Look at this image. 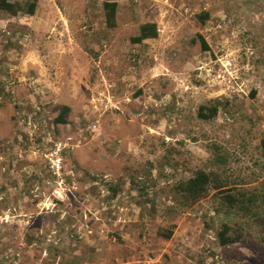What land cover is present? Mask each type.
<instances>
[{
    "label": "rangeland",
    "instance_id": "rangeland-1",
    "mask_svg": "<svg viewBox=\"0 0 264 264\" xmlns=\"http://www.w3.org/2000/svg\"><path fill=\"white\" fill-rule=\"evenodd\" d=\"M144 23L156 40L133 44ZM78 61L90 84L70 77ZM200 106L217 114L201 120ZM222 159L231 180L264 176V0H37L32 16L0 14V264H56L62 250L92 264L110 244L109 264H264L261 234L237 221L220 247L218 195L173 201L177 181Z\"/></svg>",
    "mask_w": 264,
    "mask_h": 264
},
{
    "label": "trees",
    "instance_id": "trees-1",
    "mask_svg": "<svg viewBox=\"0 0 264 264\" xmlns=\"http://www.w3.org/2000/svg\"><path fill=\"white\" fill-rule=\"evenodd\" d=\"M37 0H0V14L15 16L17 14L32 16L35 13ZM116 2H104L102 10L105 16L106 27L111 29L115 26ZM209 15L204 13L199 15L201 22L207 20ZM157 37V27L154 23H144L139 28L137 36L130 38L133 44H140L147 39ZM203 49L206 50L205 44ZM67 108L55 119V123H64L63 118ZM217 109L215 107L205 108L200 106L197 116L201 120H209L215 117ZM218 149L215 145L213 150ZM216 157V156H215ZM212 166L209 170L196 169L187 180L177 181L171 187L172 198L177 209H189L202 201L210 192L218 195L223 201L225 221L220 225L216 237L220 247L230 246L238 241L240 234L234 236L235 228L233 223L239 222V229L244 230L248 237L252 234V229L256 235L260 233L261 249L264 250V176L259 180L254 178L253 183H246L243 180H231L227 175L226 160H209ZM264 172V165L262 166ZM242 184H244L242 186ZM246 185V186H245ZM116 192V188L112 189ZM143 194L147 188H141ZM218 211L215 212V215ZM240 219L242 222L240 223ZM165 240L172 237V231L158 234Z\"/></svg>",
    "mask_w": 264,
    "mask_h": 264
},
{
    "label": "crops",
    "instance_id": "crops-1",
    "mask_svg": "<svg viewBox=\"0 0 264 264\" xmlns=\"http://www.w3.org/2000/svg\"><path fill=\"white\" fill-rule=\"evenodd\" d=\"M117 4V3H116ZM155 24V23H154ZM106 25V24H105ZM116 27V18H115V26L113 27V28H111V29H114ZM140 28V27H139ZM116 31H118V29H116ZM138 33H139V31H138ZM138 35V34H137ZM137 35H135V36H137ZM134 36V37H135ZM156 39H147V40H145V44H148V43H152L153 41H155ZM152 41V42H151ZM138 45V44H137ZM66 58H68V57H66ZM71 57H69L68 58V60L70 59ZM73 59H76V57H73ZM86 63L87 64H89L87 61H86ZM70 68H71V74L72 75H70V77H72L73 78V80H75V79H78V78H80V79H82L83 81H84V83H86V84H90L93 80H94V78H95V73L93 72V71H91L90 70V68H88V70H86L85 69V66L84 65H82V63L80 62V61H78V62H76V63H70ZM93 68V67H92ZM67 69L70 71V69L67 67ZM68 76V74L66 75V77ZM87 81V82H86ZM68 94H71V92L69 91L68 92ZM62 95V94H61ZM82 95V94H81ZM78 97H79V94H78V96H75V98H77L78 99ZM133 194V193H132ZM154 205L155 204H157V201H155V203H153ZM132 209V208H131ZM126 213H127V209L126 208H124L123 209ZM142 211V209H141V206H139L138 205V211ZM137 212V211H136ZM139 217L141 218V215H139ZM123 219V222H125V223H132L133 221H134V219H135V217H134V219H130V218H128V217H123L122 218ZM117 225V224H116ZM130 226H133V225H127V226H120L119 228L121 229V232H120V234H122V235H124V238H129V235H127L126 234V227H130ZM132 234V233H131ZM138 235V237H140V234H139V232L137 233ZM147 237H149V235L148 236H145V238H147ZM128 241H130V240H128ZM113 242V241H112ZM145 242V241H144ZM127 246H128V244H127ZM129 247V246H128ZM109 248V250L108 251H106V249H105V247L103 248V250H101L100 248H98L96 251H100V252H110V253H108L107 254V257H104V255L102 254V255H99V256H96L95 255V257H94V259H93V262H92V264H109V262H111L110 261V258L113 256V255H116V253H115V249H116V247L115 246H113L112 244H110V246L108 247ZM69 250V249H68ZM125 252L126 253H130V252H128V250H125ZM45 254H46V256H47V252H46V250H45ZM88 258H90V256H88ZM88 258H86L85 259V262L83 261V259H81L80 258V254H77L76 253V251L74 250L72 253H69L67 256H66V254L64 253V250H62V253H61V256L60 257H58L57 258V263L56 264H58L60 261L62 262V263H64L65 261H67V262H77V263H79L78 261H81L82 263L84 262V264H90L89 263V261H88ZM48 259H49V256H48ZM171 259L172 258H170L169 260L171 261ZM109 262H108V261ZM136 261H138L137 263L138 264H157L158 263V261H157V259H153V260H144V261H140V260H136ZM157 261V262H156ZM166 262V261H165ZM167 264V263H166Z\"/></svg>",
    "mask_w": 264,
    "mask_h": 264
},
{
    "label": "built area",
    "instance_id": "built-area-1",
    "mask_svg": "<svg viewBox=\"0 0 264 264\" xmlns=\"http://www.w3.org/2000/svg\"><path fill=\"white\" fill-rule=\"evenodd\" d=\"M50 160V159H48ZM49 167L52 168V165H51V162H49ZM208 238L211 240V241H215L216 239L215 238H212L211 236H208ZM208 247V246H207Z\"/></svg>",
    "mask_w": 264,
    "mask_h": 264
}]
</instances>
